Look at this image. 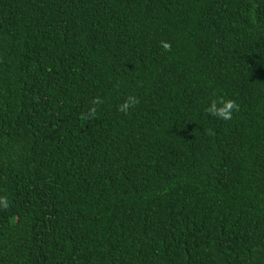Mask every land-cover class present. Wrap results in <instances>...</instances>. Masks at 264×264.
Wrapping results in <instances>:
<instances>
[{
	"label": "trees",
	"instance_id": "1",
	"mask_svg": "<svg viewBox=\"0 0 264 264\" xmlns=\"http://www.w3.org/2000/svg\"><path fill=\"white\" fill-rule=\"evenodd\" d=\"M0 264H264V0H0Z\"/></svg>",
	"mask_w": 264,
	"mask_h": 264
},
{
	"label": "clouds",
	"instance_id": "2",
	"mask_svg": "<svg viewBox=\"0 0 264 264\" xmlns=\"http://www.w3.org/2000/svg\"><path fill=\"white\" fill-rule=\"evenodd\" d=\"M166 47H167V46H166ZM224 118H225V119H227V118H228V116H225Z\"/></svg>",
	"mask_w": 264,
	"mask_h": 264
}]
</instances>
